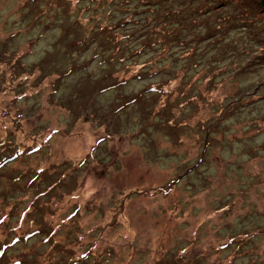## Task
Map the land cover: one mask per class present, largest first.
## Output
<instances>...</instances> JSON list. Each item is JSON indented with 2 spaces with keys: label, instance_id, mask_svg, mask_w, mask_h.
<instances>
[{
  "label": "rangeland",
  "instance_id": "rangeland-1",
  "mask_svg": "<svg viewBox=\"0 0 264 264\" xmlns=\"http://www.w3.org/2000/svg\"><path fill=\"white\" fill-rule=\"evenodd\" d=\"M142 1L0 0V264H264V14Z\"/></svg>",
  "mask_w": 264,
  "mask_h": 264
},
{
  "label": "trees",
  "instance_id": "trees-1",
  "mask_svg": "<svg viewBox=\"0 0 264 264\" xmlns=\"http://www.w3.org/2000/svg\"><path fill=\"white\" fill-rule=\"evenodd\" d=\"M161 1V0H160ZM196 0H188V2H187V0H185V1H183L182 3H180V9H182V8H187V9H189V14H191V11L190 10H194L195 8H194V2H195ZM253 1H255V2H257V4H258V7L260 8L258 11H256L255 12V14L256 15H259V16H261L262 15V13L264 14V0H253ZM143 3H146V1L145 0H143L142 1ZM210 3V2H209ZM228 5V4H227ZM247 6L249 5V4H246ZM246 6V8H243L244 10H245V14H246V17L247 18H249V16H248V13H247V10H250V8H251V4H250V7L248 8ZM216 8L217 7H214L213 5H206L205 7H204V9L202 8V10L201 9H199L198 10V13H196L195 14V17H191L190 18V20H192V21H195V23H194V25H193V27L194 26H196L197 25V22L198 21H201V20H205L206 21V24H204V26L202 27V28H200V29H206V28H208L209 26H211V27H213L214 25H216V23H213V22H210V21H213L212 19H210V18H206V17H209V16H207V15H212L213 13H214V11L213 10H216ZM227 8V7H226ZM238 9V8H237ZM173 11H175V10H173ZM231 11H232V9H231ZM261 13V15H260V13ZM227 13H230V11H227ZM237 13H239V12H237ZM210 22V23H209ZM262 22H260V24H261ZM263 24V23H262ZM198 25H201V24H198ZM263 26V29H264V25H262ZM192 27V28H193ZM199 30V29H198ZM200 31V30H199ZM255 33H257L256 31H254ZM224 33H225V31H224ZM186 34H188V33H186ZM189 36H191L192 34H188ZM223 40V38L221 39V41ZM227 43L229 44V45H235V47L236 48H238V49H240V46H241V44H240V42H238V41H233V40H228L227 41ZM193 45V46H192ZM191 46H190V48L192 49V51L194 52V49H196V46L194 45V43L192 44ZM233 49V48H232ZM230 56V55H229ZM229 56H225V57H229ZM231 56H232V54H231ZM220 62H221V60H220ZM219 61H218V63H220ZM229 63V62H228ZM221 104V103H220ZM223 109L224 108H222L221 110H220V116L223 114ZM260 129V127H258L257 126V129ZM258 129V130H259ZM205 135H206V133H204V135H203V140H205ZM98 142H99V140H98ZM95 148V147H94ZM94 148H92V150L94 149ZM18 151V150H17ZM17 155V154H16ZM15 155V156H16ZM249 158H251V160H252V162H255V161H260L261 160V158H262V155H259V156H255V155H250L249 156ZM10 159L9 158H6V159H4L3 161H1V163H6L7 161H9ZM244 161H246V164H248L249 163V159L247 158L246 160H244ZM1 163H0V165H1ZM21 213L23 214L24 213V211L22 210L21 211ZM22 214H20V218L22 219L23 218V216H24V214L22 215ZM34 232V231H33ZM33 232H30L29 233V237L31 236V235H33L34 233ZM24 236H26V234H24ZM47 238H45V240H46ZM18 241V238L17 237H12L11 238V240H10V243H12V244H14L15 242H17ZM222 246H224V245H222ZM221 246V247H222ZM17 263H19V262H14L13 264H17Z\"/></svg>",
  "mask_w": 264,
  "mask_h": 264
}]
</instances>
